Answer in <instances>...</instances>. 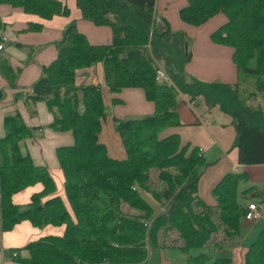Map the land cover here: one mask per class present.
<instances>
[{"label":"trees","instance_id":"obj_1","mask_svg":"<svg viewBox=\"0 0 264 264\" xmlns=\"http://www.w3.org/2000/svg\"><path fill=\"white\" fill-rule=\"evenodd\" d=\"M155 2L75 0L82 18L111 28L110 40L90 43L70 20L55 43V57L30 87L27 99L44 101L53 113L48 126L68 130L73 137L72 144L55 148L67 206L54 194L55 182L47 167L21 152L19 142L32 134V128L17 111L4 115L0 137L1 230H11L21 220L35 227H64L60 235L40 237L10 249L15 261L141 264L147 261L148 248L176 245L185 264H231L228 255L217 251L211 260L207 252L193 254L191 250L207 244L216 250L233 245L249 194L253 192V198L264 201V185L250 184L246 171H228L211 189L213 204L200 198L199 167L205 160L198 147L184 142L175 130L181 124L177 107L182 95L190 101L201 98L207 107L217 106L234 125L231 146L237 150V162L264 164V0H187L178 10L179 18L194 26L218 13L225 15L226 21L209 38L232 48L237 72L232 83L207 81L171 69L167 70L171 83L155 80L154 55L161 38L171 32L163 17L165 29L155 32ZM0 4L39 19L28 21L19 30L24 32H39L45 21L70 14L63 0H0ZM29 48L32 53L33 47ZM97 62H102L111 93L141 88L154 106L148 115L114 118L125 151L123 158L111 157L98 138L105 116L100 87L75 83L76 70ZM19 71L20 67L8 59H0V75L9 86L15 85ZM3 95L0 88V99ZM258 95L263 103L250 104L248 100ZM35 183L42 188L30 195L25 206L13 202V194ZM176 238L181 242L175 244ZM23 249L27 256L19 255ZM243 264H264V228L247 247Z\"/></svg>","mask_w":264,"mask_h":264},{"label":"crops","instance_id":"obj_2","mask_svg":"<svg viewBox=\"0 0 264 264\" xmlns=\"http://www.w3.org/2000/svg\"><path fill=\"white\" fill-rule=\"evenodd\" d=\"M63 1L69 7V16H55L45 21L44 27L39 32L19 31L28 21L39 20L37 17L25 14L20 9L0 4V21L2 23L0 34L7 37L5 46L0 49L1 59H8L13 66L20 67L15 85L11 86L13 89H7L4 92V89L9 85L0 75V88L4 93L0 100V137L3 135L4 115L15 111L19 112L25 124L32 128V134L19 142L21 152L29 154L34 163L47 167L55 182L54 194L59 195L67 206L63 172L58 165L55 148L60 145L72 144V134L68 130L59 131L49 127V123L53 120V113L47 108L44 101H28L29 92L27 93V91L30 90L32 83L40 77L42 68L55 57V43L60 39L63 29L70 20H74L79 31L86 36L90 43L94 44L107 43L111 37V28L106 25H95L82 18L75 0ZM186 4L187 0H156L155 2V17L160 16L167 20L171 31L161 38L158 46V49L161 46L160 52L165 56V62H160L158 56L154 55L155 67L160 66L166 72L171 69L175 72L187 73L207 81L235 82L237 72L231 59L232 48L214 43L209 38L210 33L226 21L225 15L218 13L203 24L194 26L179 18L178 10ZM158 27L160 31L164 30L165 22L158 24ZM170 37L181 40L178 51V59L183 61L181 66L174 63L175 58L164 49V43L161 45L165 38L169 39ZM26 46L33 47L32 53L30 48L25 50ZM188 52L190 59L186 60ZM75 83L77 85L93 84L100 87L105 105V116L111 113L114 130V118L140 117L151 114L154 110L153 103L145 99L141 88L127 87L119 92L111 93L104 81L102 62L76 70ZM180 97L183 100L179 103L177 112L181 124L175 130L184 142L197 146L205 160V164L199 169L198 196L205 201L201 190H207V193L209 192L213 196L212 187L228 171H246L250 184L264 185V164L245 165L237 162V150L231 146L235 135L231 117L220 111L217 106L207 107L201 98L190 101L184 95ZM114 98L118 102H113ZM112 128L111 132L114 133ZM98 138L107 148L106 140L99 134ZM123 150L124 148L120 144L118 153L109 155L123 158L125 156ZM204 174L205 180L203 179ZM41 188L40 183L27 186L13 194L12 200L15 204L25 206L30 195ZM249 195L248 201L251 200L257 204L258 217L252 220L242 219L239 233L234 238L233 245L216 250L218 254L228 255L231 264H243L247 247L255 239L259 230L264 228V201L259 202L258 199L253 198V192ZM63 229V225L53 226L50 224L35 227L28 220H21L8 231H2L0 228V264H21L11 258L10 249L24 247L27 243L40 237L60 235ZM159 243H162L161 239H159ZM166 247H150L149 258H154V263L172 264L163 255V250ZM27 254V250L24 249L19 253L21 256H27Z\"/></svg>","mask_w":264,"mask_h":264},{"label":"rangeland","instance_id":"obj_3","mask_svg":"<svg viewBox=\"0 0 264 264\" xmlns=\"http://www.w3.org/2000/svg\"><path fill=\"white\" fill-rule=\"evenodd\" d=\"M161 22L163 23V21L160 18V16L155 17V21H154L155 29L154 30L157 33L160 31V29L158 27V24H160ZM163 43H164V46H165L164 49L166 51H169V53L172 55V57L175 58V62L174 63L178 64V66H181L183 64V61H179V59H178V51H179V47L181 46V40L179 38H176V37H170L169 39L165 38L164 41H162L161 45ZM160 47H159L158 51H156V55L158 56V60L160 62L164 63L165 62L164 61L165 60V56L160 52V49H161ZM25 50H29V46H26ZM1 57H2V55L0 54V59H1ZM154 63H155V61H154ZM7 89H13V87H11V86L7 87L6 89H4V92ZM28 92L29 91H27V93ZM14 99H15V96H14ZM28 101H30V100H28ZM248 101L252 105H255L256 103H263V97L262 96H258L256 98L250 99ZM102 122H103L102 129H101L99 135L106 140V144H107L106 151H107L108 154H117L119 149H120V144H121L122 147H123V145H122L121 137H120L119 133L116 130H114V127L112 128L111 113L106 114V116L103 118ZM111 128L114 131V133L111 132ZM199 169H200V167H199ZM199 173H200V170H199ZM203 179L204 180L206 179L205 174L203 176ZM201 193H202L203 196H205V201L206 202L211 203V204L214 203V197L211 196L209 192L207 193V190H201ZM169 240H171V239H169ZM169 240H168V243L171 242ZM174 241H175L174 242L175 244L176 243L178 244V243L181 242L179 238H176V240H174ZM150 249L151 248H148V253H149ZM199 251L207 252V254L210 256L211 260L214 259L215 256H217V255H215L216 249L213 248L210 244H207L202 249H193V250H191V253L196 254ZM163 255L172 264H184V257H183L182 253L180 252V250L178 249V247L176 245L164 248ZM149 257H150V255H148L147 261H146L145 264H160L158 262L154 263L155 259L154 258L151 259Z\"/></svg>","mask_w":264,"mask_h":264},{"label":"built area","instance_id":"obj_4","mask_svg":"<svg viewBox=\"0 0 264 264\" xmlns=\"http://www.w3.org/2000/svg\"><path fill=\"white\" fill-rule=\"evenodd\" d=\"M7 37L3 34H0V49L5 46ZM155 80L159 83H171V79L168 73L160 66L155 67ZM259 211L257 209V204L253 201L247 202V211L243 216V219L252 220L258 217ZM149 225L148 222L144 223Z\"/></svg>","mask_w":264,"mask_h":264}]
</instances>
